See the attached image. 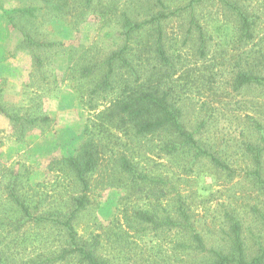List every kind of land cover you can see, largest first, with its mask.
<instances>
[{"label":"rangeland","instance_id":"rangeland-1","mask_svg":"<svg viewBox=\"0 0 264 264\" xmlns=\"http://www.w3.org/2000/svg\"><path fill=\"white\" fill-rule=\"evenodd\" d=\"M227 1L254 21L252 41L237 37L236 11L223 0H0L1 262L29 264L59 249V234L49 219H25L10 193L32 215L71 210L81 185L64 156L84 141L97 148V165L89 173L87 204L73 224L84 239L96 238L100 253L112 263L203 264L208 259L206 251L182 252L178 243H191L189 233L138 231L130 215L136 209L174 215L182 206L206 249L223 241L230 219L241 221L250 254L254 241L264 244L258 223L264 196L246 175L251 164L241 142L249 118L264 124V90L237 87L233 79L236 63L252 54L264 59V0ZM159 13L166 15L159 23L174 63L161 70L162 85L171 89L186 123L206 120L203 136L228 169L206 158L167 155L157 135H135L130 125L111 126L98 118L125 84L134 86L149 70L158 72L152 57L157 21L152 19ZM192 19L200 26H192ZM125 20L142 23L129 40L120 34ZM199 29L208 40L205 56L196 49ZM119 50L132 70L113 64L110 86L102 89L108 70L103 61ZM84 67L90 72L85 74ZM122 156L151 180L122 170ZM53 264L84 263L70 257Z\"/></svg>","mask_w":264,"mask_h":264},{"label":"trees","instance_id":"trees-1","mask_svg":"<svg viewBox=\"0 0 264 264\" xmlns=\"http://www.w3.org/2000/svg\"><path fill=\"white\" fill-rule=\"evenodd\" d=\"M86 1L89 3L90 0ZM223 2L236 11L237 37L243 43L252 41L254 38V21L250 15L231 1L223 0ZM15 10L13 9L12 12L15 13ZM23 11L29 13L27 10ZM20 12L22 11H17V13ZM6 16L13 22L14 16H10V14H6ZM165 16L164 13H159L158 16L152 19L157 21L156 46L152 57L160 66L158 72L149 70L147 76L141 81L137 79L134 86L125 84L121 92L100 111L98 118L101 123L106 122L111 126H117V124L130 125L135 135H157L160 140L159 148L167 155L183 153L195 160L206 158L215 166L223 170L228 169V166L211 151L212 145L203 136V127L206 120L198 118L195 121L186 123L183 120L181 107L177 104L176 97L171 93V89H165L162 85L161 76H159L161 70L167 71L174 66V63L171 62L170 57L166 54L163 44V33L159 23V20ZM141 24H134L129 20H125L124 25L127 28L120 34L129 40L132 30L139 28ZM191 25L200 26L193 19L191 20ZM20 33L24 37L27 36L21 30ZM27 41L30 42L31 39L28 37ZM206 42L208 40L205 39L202 30L199 29L196 49L200 56L206 55ZM121 52L123 51L113 52L104 59L103 63L108 70L104 73L103 80L99 83V87L102 89L110 86V76L114 71L113 64H117V68H126L129 72L132 70L129 57H124ZM236 66H238V70L233 79L235 83H238L237 87L254 86L264 90L263 58L252 54L244 63H236ZM90 70L88 67L83 68L85 74L89 73ZM249 119L246 121V128H242L241 141L242 153L249 159L251 164L250 169L245 172L254 186L264 196V124L261 119L255 117ZM84 132L86 131L84 130ZM97 156V148L89 141H84L79 147L64 156L65 162L81 185V195L73 200L72 209L62 215H49L50 217H47V215H32L28 207L24 205V202L15 193H10L25 219L40 223L48 218L59 234V249L49 256L41 255L42 257L30 261L31 263L29 264H53L70 257H77L84 264H114L111 262V258L100 253L96 238L84 239L77 234L73 224L77 213L87 204L86 192L89 190V173L97 165ZM119 162L120 167L125 172L132 173L133 176L138 174L137 176L141 177L140 180L142 179L143 181L151 180V177L137 173L136 165L128 161L126 157H120ZM157 180L161 182L160 179ZM157 180L155 179V182L159 183ZM130 215L138 231L174 230L182 232V234L189 233L192 242L180 241L178 246L181 247L184 253L189 248L195 251L208 252V259L203 264H264L263 242L254 241L257 247L250 254L242 232V223L239 219L229 220L226 237L222 238L223 241H220L217 248L206 249L203 239L194 231L189 215L182 206L175 208L174 215H160L143 209H136ZM259 216L258 223L261 224L264 230V215L261 213ZM126 220H129V217H126ZM1 258L2 256L0 255V264H4L1 262ZM178 264L193 263L183 260Z\"/></svg>","mask_w":264,"mask_h":264},{"label":"crops","instance_id":"crops-1","mask_svg":"<svg viewBox=\"0 0 264 264\" xmlns=\"http://www.w3.org/2000/svg\"><path fill=\"white\" fill-rule=\"evenodd\" d=\"M4 68V66L2 64H0V69Z\"/></svg>","mask_w":264,"mask_h":264}]
</instances>
